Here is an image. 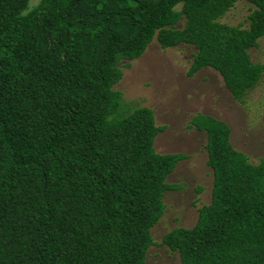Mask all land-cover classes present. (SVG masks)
<instances>
[{"label": "trees", "instance_id": "obj_1", "mask_svg": "<svg viewBox=\"0 0 264 264\" xmlns=\"http://www.w3.org/2000/svg\"><path fill=\"white\" fill-rule=\"evenodd\" d=\"M31 1L0 0V264H145L186 156L155 152L151 109L125 111L121 66L154 39L190 45L187 77L210 68L240 102L264 73L248 53L264 0H242L247 27L220 22L239 0ZM203 115L190 126L205 136L210 201L160 244L180 264H264V157L251 163Z\"/></svg>", "mask_w": 264, "mask_h": 264}, {"label": "rangeland", "instance_id": "obj_2", "mask_svg": "<svg viewBox=\"0 0 264 264\" xmlns=\"http://www.w3.org/2000/svg\"><path fill=\"white\" fill-rule=\"evenodd\" d=\"M37 2L32 0L30 6ZM250 9L239 0L220 22L247 27L245 18ZM257 42V47L248 51L250 60L264 63V36ZM193 52L192 46L184 44L162 49L154 39L140 57L128 61L129 66H121V79L113 87L120 92L126 112L142 107L153 111L154 124L163 127L153 141L155 152L186 156L165 178L166 184L177 188L163 194L166 207L150 231L153 244L145 264H180L178 255L160 244L161 238L175 227H192L198 209L210 201L212 172L206 164L205 136L191 128L193 116L207 114L224 120L231 128L234 149L253 164L264 157V73L237 102L213 70L202 69L187 77Z\"/></svg>", "mask_w": 264, "mask_h": 264}, {"label": "crops", "instance_id": "obj_3", "mask_svg": "<svg viewBox=\"0 0 264 264\" xmlns=\"http://www.w3.org/2000/svg\"><path fill=\"white\" fill-rule=\"evenodd\" d=\"M206 69H210V68H206ZM202 70V69H201ZM212 70V69H211ZM200 71V70H199ZM198 71V72H199ZM215 72V71H214ZM217 73V72H216ZM218 74V73H217ZM219 75V74H218ZM220 76V75H219ZM220 78H221V76H220ZM221 81H222V78H221ZM223 83V82H222ZM224 85V84H223ZM225 88V87H224ZM226 89V88H225ZM230 94V93H229ZM236 101V100H235ZM238 102V101H237ZM204 115H207V114H204ZM209 116H211V115H209ZM213 118H215V119H217V120H221V119H219V118H216V117H214V116H212ZM222 122H224V120H221ZM224 123H226V122H224ZM229 131H231V128L229 127ZM231 133V132H230ZM238 151V150H237ZM241 152V151H240Z\"/></svg>", "mask_w": 264, "mask_h": 264}]
</instances>
